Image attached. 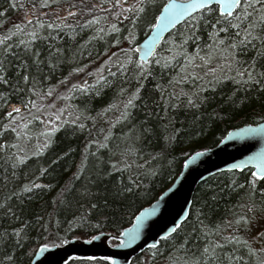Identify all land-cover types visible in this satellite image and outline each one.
Returning a JSON list of instances; mask_svg holds the SVG:
<instances>
[{
  "label": "snow or ice",
  "instance_id": "snow-or-ice-1",
  "mask_svg": "<svg viewBox=\"0 0 264 264\" xmlns=\"http://www.w3.org/2000/svg\"><path fill=\"white\" fill-rule=\"evenodd\" d=\"M58 2L29 0L25 4L8 0V8L0 10V102L7 108L13 96L19 100L0 116V186L17 184L0 199V210L14 220H20V216L13 211V197L20 200L22 193L49 187L35 179L18 183V172L30 157H41L65 125L88 130L90 138L84 152L95 156L89 153L93 146L98 153L110 145L118 148L113 141H140L154 131L150 119L154 112L146 111L145 118L138 120L141 108L147 110L152 105L163 113L185 107L199 109L208 102L205 93L215 92L226 82L264 90V0H79L78 4L69 2L63 15L52 7ZM9 9L23 14L9 23ZM177 24L182 29H177ZM138 29L146 36L142 43L136 39ZM169 29L177 35L163 40L161 46L163 33ZM201 32L206 39H202ZM93 53L100 62L94 64L89 59L84 63ZM89 64L94 66L89 69ZM157 69L167 70L169 76L161 75L158 82H153ZM146 81L151 83V90L146 88ZM106 89L114 92L111 102L98 111L89 108L90 98L106 94ZM78 98L83 107L72 103ZM163 119L171 124L169 115ZM103 121L105 126L97 128V123ZM258 133H264V125L239 128L224 139ZM132 151L129 147L123 155ZM87 160L85 155L82 164ZM249 166L255 170L246 183L249 193L254 194L258 181H264V153H255L228 168L243 170ZM46 172V168L39 169L40 175ZM232 186L243 187L236 181ZM64 191L57 196L60 203H64ZM158 206L144 209L135 217L133 227L114 239L123 245L137 240L145 219ZM244 207V213L219 224H206L201 219L207 218L206 213L198 210L196 223L190 225L191 231L173 250L185 253L184 264H264V218L257 217L254 205ZM188 216L184 212L149 246L153 256L159 254L161 241L184 230L182 225L188 222ZM33 221H23L11 231L0 233V239L14 237L15 244L22 246L27 230L34 225L47 230L52 214L47 222L43 216L33 217ZM49 246L44 243L40 250ZM51 247H56L55 242ZM105 259L117 264L111 257ZM0 264H14L13 255H5ZM169 264H176L174 256Z\"/></svg>",
  "mask_w": 264,
  "mask_h": 264
},
{
  "label": "trees",
  "instance_id": "trees-1",
  "mask_svg": "<svg viewBox=\"0 0 264 264\" xmlns=\"http://www.w3.org/2000/svg\"><path fill=\"white\" fill-rule=\"evenodd\" d=\"M20 2L28 4L29 0ZM33 2L38 3L39 0ZM69 2L78 4L79 0H59L52 7L64 9ZM87 2L91 3L92 0ZM161 2L162 0H157V3ZM4 8H8V0H0V10ZM21 12L9 9L6 13L7 21H17ZM7 26L8 23L5 24V27ZM177 29H182V25ZM176 35L177 32L172 31L165 40L175 38ZM144 37V32L138 29L137 42ZM201 37L206 39V34L201 32ZM123 46L125 44L121 45ZM161 46H164L163 42ZM89 59L94 64L100 62L95 53L83 62L88 63ZM94 64H89V69ZM161 75L168 77L169 73L167 70L161 72L157 69L153 82H158ZM145 83L146 88L151 90V83ZM185 90H189V86H185ZM105 93L100 97H91L88 107L98 111L111 102L114 92L106 89ZM205 95L209 97L208 102L199 109L185 107L170 113L160 112L152 105H149L147 110L139 109L138 120L145 118L146 111L154 112L150 118L154 131L140 141H113L114 144H119L118 148L110 145L108 150L101 149L98 153L93 146L89 153H96L95 156L84 152L85 144L90 138L87 129L80 131L75 126L65 125L58 130L49 149L39 158L30 157L18 172V183L35 179L36 182L49 187L22 193L20 200L13 197V211L20 216V220L5 216L3 210H0V233L11 231L12 227L19 226L23 221L34 223L33 217L43 216L47 222L49 214H52V223L47 230L39 225L29 228L27 239L21 241L22 246L15 244L14 237L0 239V262L5 255L10 254L14 257V264H30L38 247L44 243L59 244L73 237L86 238L100 232L120 234L133 222L142 208L155 201L172 184L189 155L217 145L229 130L235 127L264 120L261 119L264 117V90L226 82L217 87L215 92ZM72 103L83 107L79 98ZM13 104H19L15 96L7 108L0 102V116ZM165 115L170 116L171 124L163 119ZM105 124L106 121L98 122L97 128ZM114 131L118 132V129ZM95 134L92 133L93 136ZM129 147L133 149L132 153L123 155ZM85 155H88V160L82 164ZM112 164H116L115 169ZM125 164H130L131 167L125 168ZM40 168H46L47 172L40 175ZM80 168L84 169L83 173L78 172ZM105 169L107 173L103 174ZM251 171L252 169L222 171L200 184L194 195L188 222L182 225L184 230L173 234L168 241H161L158 246L159 254L153 256L154 250L148 248L135 257L131 264H169V258L172 256L176 258V264H184L187 259L185 253L173 249L178 247L191 231L190 225L196 223L198 210L206 213V219L201 216L206 224H219L233 219L246 211L245 205H254L257 217L264 218V192H261V189H264V181H258L256 188L252 190L254 194H250L246 181L250 179ZM77 175L80 179H75ZM233 181L243 187L232 186ZM16 187L17 184L12 182L7 188L0 186V199ZM65 188L67 191H64ZM125 188H131L132 191L126 192ZM62 191L64 203L57 200ZM56 220L60 223H55ZM117 242L116 239L111 240V243ZM68 264H109V261L105 258L74 257Z\"/></svg>",
  "mask_w": 264,
  "mask_h": 264
},
{
  "label": "water",
  "instance_id": "water-1",
  "mask_svg": "<svg viewBox=\"0 0 264 264\" xmlns=\"http://www.w3.org/2000/svg\"><path fill=\"white\" fill-rule=\"evenodd\" d=\"M179 25L181 24H177L176 28ZM172 31V29H169L163 33V39L160 43ZM144 39H146V36L139 43H142ZM259 125H264V120L256 124L235 127L229 132H236L239 128L247 126L256 128ZM224 138L221 140L223 143L220 141L213 147L198 150L189 155L172 184L155 201L137 213L139 215L144 209L156 206L159 203L157 211L145 219L140 229V235L134 242L127 245L120 244L119 240L117 243H111V240L119 235L112 232H100L86 238L73 237L66 240L67 243L56 244V247H51V244H49V248L43 252L40 250V245L30 264H68L74 257H111L117 264H131L135 257L150 248L149 246L154 241L160 239L163 233L172 226L174 220H178L186 211L190 214L194 195L200 184L219 172L228 171V165L230 164L246 160L248 156L255 153H264V133L244 137L234 136L229 140ZM197 152L202 153V155L196 157ZM246 169L255 170L251 166L243 170H232L244 171ZM135 223L136 219L134 218L133 222L125 227L122 232L125 229H131ZM94 236L96 237L95 240L92 239ZM108 261L111 264V260Z\"/></svg>",
  "mask_w": 264,
  "mask_h": 264
},
{
  "label": "rangeland",
  "instance_id": "rangeland-1",
  "mask_svg": "<svg viewBox=\"0 0 264 264\" xmlns=\"http://www.w3.org/2000/svg\"><path fill=\"white\" fill-rule=\"evenodd\" d=\"M64 9H65V8H64ZM64 9L61 8V9H56V10H57L58 12H60L61 15H63V14H64ZM22 14H23V13L21 12L20 15L17 17V19H19V18L22 16ZM16 105H18V104L10 105V106H9V109H10L12 106H16Z\"/></svg>",
  "mask_w": 264,
  "mask_h": 264
}]
</instances>
